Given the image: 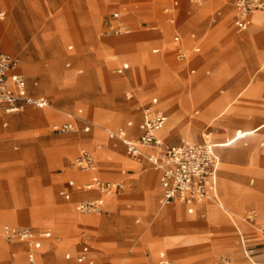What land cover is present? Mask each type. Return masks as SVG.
Instances as JSON below:
<instances>
[{"label": "rangeland", "instance_id": "1", "mask_svg": "<svg viewBox=\"0 0 264 264\" xmlns=\"http://www.w3.org/2000/svg\"><path fill=\"white\" fill-rule=\"evenodd\" d=\"M171 1L0 2V12H6L3 18L0 16V21L14 50L7 48L2 39L0 44L17 54L20 68L29 80H39L41 91L51 100L48 107H53L56 112L50 122L29 121L26 113L39 109L2 115L0 108V126L6 131V135L4 130L0 132V247H4L0 249V264H11L14 257L21 255L13 254L18 248L1 235L2 226L9 223L27 225L40 231L51 230L52 237L44 246L46 256L55 249H50L48 242H59L56 252L59 259L51 264H87L65 257L69 251L79 252L84 242L90 245L96 264H156L151 260V256H156L155 246H160L161 253L164 250L169 252L176 264H254V257L259 264H264V145L260 144L264 141V127L237 143L231 137L236 128L249 129L263 122L264 111L252 108L243 116L231 117L224 123L218 118H206L204 110L195 113L192 109L190 119L193 127H198L195 134L184 133L180 125L174 136L168 137L165 135L166 123L158 131L164 140L168 139V143H179L182 134L187 139H200L208 126L215 127V131L223 127L230 131L229 141L225 137L222 138L225 140L217 141L224 147L218 149L222 158L218 180V205L221 207L214 221H208L211 215L208 208L190 213L182 206L181 217L159 215L158 208L169 204L161 205L158 201V174L154 191L156 206L152 201L150 183L146 184L145 177L148 172L151 178L155 171L152 165L143 157L142 161H131L125 146L120 142L115 144L105 129L118 130L130 119L137 123L135 101L127 97L126 91L146 80H155L154 93L160 97V106L166 112L168 104L176 103L174 112L180 124L190 110L177 101L187 96L196 97L201 82H209L210 94L216 99L225 97L228 92H243L247 88L244 95L252 81L264 83V24L255 27L253 19L254 14L264 15V9L253 11L252 23L240 31L233 18L236 0H203L199 4L179 0L174 21L168 19L163 11ZM206 2L212 3L206 5ZM117 9L127 12L128 27L121 34L105 33L104 20ZM97 14L95 25L93 17ZM79 19L88 22L84 27L90 31L82 44ZM31 24L35 27L32 28ZM175 27L183 35L189 36L192 31L196 33L197 42L201 45L199 54H190L191 57L188 54L190 59L187 57L182 62L175 59L173 48L168 51V46H172L168 39H172ZM253 36L257 38L253 40ZM119 38L128 46H112V40ZM155 39L161 40L164 49L161 47L160 51L153 52L154 47L160 46ZM69 44H74V47L69 49ZM50 46L57 53H53ZM69 60L71 65L67 66ZM55 62L59 78L50 74ZM128 62L126 71L118 73L114 70L119 64ZM192 63H197L193 73ZM81 68L83 71L79 72ZM206 69L210 72L207 73ZM263 89H258V92ZM260 97L264 100V92ZM258 102L249 104L258 106ZM233 107L234 104L228 111ZM80 108L82 112L78 111ZM78 114L88 120L76 117L75 130H53L54 123L73 119ZM6 120L9 122L4 127ZM87 127L91 130L85 131ZM232 147L236 151L251 148L253 155L228 161L225 154L234 151ZM81 148H87L96 155L99 173L104 178L118 179L122 169L134 168L126 174L131 178L125 187L109 200L106 196L111 206L101 213H85L76 208L80 200L100 195L97 190L85 189L87 174L74 163V157ZM69 170L76 172L80 179L67 183L48 180L51 175L57 176ZM229 184L256 195L248 199L238 197L235 201L227 199L225 186ZM61 189L66 192L61 194ZM146 190L150 194L144 201L151 209H145L138 201ZM211 201L210 197L204 199L205 203ZM55 205H65L72 212L59 214L53 210ZM247 209L254 210L253 221L246 218ZM72 213L87 217L93 223L79 224L69 220ZM16 219L24 222H16ZM197 221L202 224L197 225ZM252 224H255L253 234L248 237L245 226ZM251 249L255 254L250 256ZM38 260L43 264L44 261L50 263L52 258L38 256Z\"/></svg>", "mask_w": 264, "mask_h": 264}, {"label": "built area", "instance_id": "2", "mask_svg": "<svg viewBox=\"0 0 264 264\" xmlns=\"http://www.w3.org/2000/svg\"><path fill=\"white\" fill-rule=\"evenodd\" d=\"M203 0H191L201 3ZM238 14L235 18L237 27L246 29L250 23V14L258 9H264V0H236ZM168 8L167 10H169ZM115 17L119 16L116 12ZM126 30V25L120 21L110 24L106 33H121ZM179 40V36H175ZM187 52L179 48L178 59H184ZM123 71V68H117ZM130 95V93H127ZM0 104H6L8 111H21L28 106L45 107L49 99L45 96H35L27 92V80L20 69V58L2 48L0 44ZM165 116L161 110L151 105L145 107V119L141 122V133L136 138L127 136L124 128L111 130V137H120L127 145L130 155L138 157L144 154V148H155V151L145 155L149 162L160 170V183L162 204H170L176 200L192 204L196 200H203L215 194L217 188V174L220 164L219 156L215 151V143L211 140L210 132L198 142H184L179 145H166L158 135L162 128ZM75 128L72 122L54 125V130L64 132ZM75 164L81 170H93L97 167L93 152L81 148L75 157ZM124 186L122 181L106 180L94 175L86 184L88 189L97 188L105 194L116 193ZM103 198H89L79 201L77 207L85 213H100ZM193 211L192 206L189 207ZM249 221L255 219V212L250 209L246 212ZM1 235L6 241L21 240L27 242L29 248L26 260L20 264H38V251L43 247L44 239L50 238L49 229L36 231L28 226L6 224L1 229ZM81 252L76 256L77 261L94 263L90 256V245L82 243ZM66 258L73 257L71 252L66 253ZM123 264V263H120ZM158 264H175L170 258H160Z\"/></svg>", "mask_w": 264, "mask_h": 264}, {"label": "crops", "instance_id": "3", "mask_svg": "<svg viewBox=\"0 0 264 264\" xmlns=\"http://www.w3.org/2000/svg\"><path fill=\"white\" fill-rule=\"evenodd\" d=\"M98 1V3L99 2H101L102 0H97ZM103 1H105V0H103ZM0 2H2V0H0ZM190 2H191V0H190ZM209 3H212V2H206V5L207 4H209ZM205 5V6H206ZM235 13H234V16H233V18H234V24H235V26H236V28L238 29V30H240V31H242L241 29H239L238 27H237V25H236V23H235V18H236V16H237V14H238V8H237V5H236V1H235ZM179 6H180V4H179V0H173V1H171L170 3H168V4H166L165 6H164V8H163V11H164V13L167 15V18L168 19H170L171 21H174L175 20V15H176V10L179 8ZM96 8V7H95ZM168 8H170L169 10H167ZM199 9H203V8H200V7H198ZM97 9V8H96ZM258 10H262V9H258ZM189 11H190V9H189ZM116 12H118L119 13V16L118 17H115V13ZM5 11H1L0 12V16L3 18L4 16H5ZM253 13V12H252ZM252 13L250 14V19H251V23H252ZM126 14H127V12H124L123 10H121V9H117V10H114L113 12H111L110 14H109V16H107L106 18H105V20H104V29H103V31L106 33V30L109 28V26H110V24H115V23H118V22H120V21H122L125 25H126V29H127V27H128V23H127V20H126ZM99 14H97V15H94V17H93V20H94V23H95V25L97 24V20H98V16ZM80 20V19H79ZM250 23V24H251ZM80 24H81V30H82V42H81V44L83 43V41H84V39H85V37H86V35L88 34L87 32L89 31V29H85V27L84 26H86V25H88V22H82V20H80ZM31 26H33L32 24H31ZM250 26V25H249ZM248 26V27H249ZM9 27H10V21H9ZM35 26H33L32 28H34ZM247 27V28H248ZM154 28H156V26L154 27ZM246 28V29H247ZM175 29H176V31H175V33H174V35L172 36V39H168V38H166V35H165V38L166 39H168V41H170V44H172V46L170 47V48H173V52H174V57H175V59L178 61V62H182V61H184V60H186L187 59V57H188V53L189 54H199V52L201 51V45L197 42V38H196V33L194 32V31H192L191 33H190V35L189 36H187V35H183L182 34V32L177 28V27H175ZM243 30H245V29H243ZM90 32V31H89ZM125 32V31H124ZM159 32L161 33V34H165L164 33V31H161V30H159ZM121 33H123V32H121ZM120 33V34H121ZM55 34V32L52 34V37L50 38V39H52L53 38V35ZM175 36H179V40H176L175 39ZM154 39V38H153ZM156 40V39H155ZM156 42L157 43H160L159 45V47H154L153 48V52H158V51H160L161 50V47H162V49H164V45L162 46L161 44V40L160 39H158V40H156ZM2 46V45H1ZM51 47V46H50ZM68 47H69V49H72L73 47H74V44H69L68 45ZM2 48H3V46H2ZM6 47H4L3 49L4 50H6V51H9V52H11V53H13V54H16L15 52H12V51H10V50H8L7 48L5 49ZM179 48H183L186 52H187V56L184 58V59H178L177 58V52H178V49ZM51 49H52V52L53 53H57V50L56 49H54L53 47H51ZM170 50V49H169ZM168 50V51H169ZM165 51V50H164ZM17 55V54H16ZM55 56H56V54H55ZM53 60V59H52ZM51 60V61H52ZM197 63H192V68H191V71H192V73L193 72H195L196 71V67H195V65H196ZM66 65L67 66H70L71 65V60H69V61H67L66 62ZM117 68H123V71H118L117 70ZM129 68V62L128 63H123V64H119L118 66H116L115 68H114V70L116 71V72H118V73H122V72H124V71H126L127 69ZM21 69V68H20ZM22 71H23V69H21ZM83 71V69L81 68V69H79V72H82ZM206 72L207 73H209L210 72V69H206ZM24 74H25V72H24ZM25 76H26V74H25ZM26 80H27V92L29 93V94H31V95H35V96H45V97H47L48 99H49V105H47V106H45V107H48V106H50L51 105V100H50V98L46 95V94H44L41 90V86H40V83H39V80L38 79H33V80H29L28 78H27V76H26ZM187 83V82H186ZM252 84V86L250 87V86H248L249 87V90L243 95V92L247 89V88H245L244 90H243V92H242V98H241V100L239 101V102H241V101H245L246 103L245 104H249V103H252V101H259L258 102V106H250V104L247 106V105H240L239 104V102L238 103H235L234 104V107H233V109L231 110L232 112H231V114H229V116H227V117H223V118H221V121H223L224 123L226 122V121H228L232 116L233 117H237L238 115H239V117H240V115L242 116V115H244L245 113H246V111H249V110H251L252 108H258V109H260V110H262V111H264V100L263 99H261V97H260V95L264 92V89L261 91V92H258V88L260 89V88H263L264 87V83L263 82H261V81H252L251 83H250V85ZM155 80H146V81H144V82H142L141 84H138V85H136V86H133L132 85V87L130 88V89H128L127 91H126V95H127V97L128 98H130V99H132V100H134L135 101V103H134V106H135V108H136V110H137V113H136V118H137V123L136 122H134L135 120L134 119H130V120H128L127 122H126V125L124 126V127H122V128H124L125 129V131H126V134H127V136H129V137H131V138H136L137 136H139V134L141 133V127H140V124H141V122H143V120L145 119V107L146 106H148V105H151V106H153L154 108H156V109H158V110H161L162 112H163V114H164V116H165V120H164V123H163V125H162V127L164 126V124L168 121V119H169V115H168V113L166 112V110L163 108V107H161L160 106V97L156 94V93H154V90H155ZM256 87V88H255ZM130 93V95H128L127 93ZM231 95H232V92H228V94H227V96H225L224 98H222V99H224V101H228L229 99H230V97H231ZM250 100H252V101H250ZM237 104V105H236ZM45 107H36V106H28V107H26L24 110H21V111H8L7 110V106H6V104H0V108L2 109V115H3V113H6V114H14V113H19V112H25V111H29V110H31V109H33V108H36V109H41V108H45ZM235 110H237V111H235ZM243 110V111H242ZM27 111V112H28ZM79 112H82V108H80L79 110H78ZM197 113H200V112H197ZM236 114V115H235ZM54 116H51V117H49V119H48V121L50 122V120H51V118H53ZM76 117H78V118H82L79 114L78 115H76V116H74L73 117V119H69V120H67V121H64V122H62V123H66V122H72L73 124H74V126H75V128L73 129V130H75L76 129V127H77V123H78V121H77V119L78 118H76ZM82 119H84V120H88V119H85V118H82ZM26 120V119H25ZM264 120V119H263ZM220 121V122H221ZM262 121V120H261ZM8 120H6V121H4L3 122V126L4 127H6L7 125H8ZM62 123H59V122H57V123H54V125H56V124H62ZM54 125H53V130H54ZM254 126V125H253ZM2 130H4L2 127H0ZM88 128V127H87ZM84 128V130L85 131H89V130H91V128ZM249 128H251V127H249ZM1 129H0V131H1ZM106 130H107V132H108V137L110 138V139H113L114 141H115V144H117V142H120V143H122L124 146H125V150H126V154H127V156L130 158V160L131 161H142V157L143 158H145L146 160H148L147 159V157H146V153L147 152H151V151H155L156 149L155 148H144V154H142V155H140V156H138V157H134V156H132V155H130L129 153H128V151H127V145H126V143L120 138V137H118V136H116V137H111L110 135H109V132L111 131V130H114V129H111L110 127H106L105 128ZM237 129H242L243 130V132H242V134L240 135V136H237V134L236 135H234L235 134V131L237 130ZM245 129H247V128H241V127H239V128H236L235 129V131L233 132V134H231V137H232V141H236V143L238 142V141H240V140H245L248 136H252V135H254V134H257V133H253V134H250L249 132H247V131H245ZM216 130V128L215 127H207V128H205L204 129V133H203V135H202V137L200 138V139H197V137H195V140L194 141H187V140H193V139H186V137H183V134H182V139H181V141L179 142V143H168V139L167 140H164V138L160 135V133L158 132V135H159V137L162 139V141L166 144V145H179V144H182V143H184V142H198V141H201L203 138H204V135H205V133L206 132H210V137H211V140L215 143V151H216V153H217V155L219 156V159H220V164H219V167H218V174H217V188H216V192H215V194L214 195H216V194H218V180H219V171H220V168H221V163H222V158H221V155H220V153L218 152V149L219 148H221V146L222 147H224V145H219L218 144V140L220 141V140H225L226 139V141H229L227 138H228V136H230V134H229V132L230 131H228V129L226 128V127H223V129L222 130H217V131H215ZM55 131V130H54ZM114 131H116V130H114ZM4 132H5V135H6V131L4 130ZM180 132V131H179ZM174 136V135H173ZM172 136V137H173ZM1 137V136H0ZM223 137H225V139H222ZM221 138V139H220ZM247 143V142H246ZM261 145H264V141H261V143H260ZM99 146H101V145H99ZM248 150L249 149H251V148H247ZM79 152V151H78ZM77 152V153H78ZM77 155V154H76ZM94 156H95V158H96V155L94 154ZM76 157V156H75ZM75 157H74V163H75ZM133 159H138L139 157V159L138 160H133ZM225 157H226V159L228 160V161H230V160H235V158H238V157H227V155L225 154ZM96 162H97V167L95 168V169H93V170H81V169H79V170H81L82 172H86L87 173V180H86V182H85V184L94 176V175H98V176H100L101 178H103V179H106V180H118V181H122L123 183H124V186L122 187V188H120L116 193H118L121 189H123L124 187H125V184H126V182L129 180V178H131V177H127L126 176V174H128L129 173V171L130 170H132V169H134V168H124V169H122L121 170V177L120 178H118V179H108V178H104L103 176H101V174L99 173V170H98V160H97V158H96ZM148 162H149V160H148ZM150 163V162H149ZM151 164V163H150ZM152 165V164H151ZM152 167H153V169L155 170L153 173H154V179L153 180H150V178H149V174H148V172L146 173V175H145V177H146V184L147 183H153V184H158V183H156V174H158V182H159V184H158V186H159V188H158V191H157V193H158V201H159V203H161V201H160V198H161V196H162V188H161V183H160V170L159 169H157L156 167H154L153 165H152ZM156 168V169H155ZM151 172V171H150ZM263 172V171H262ZM78 179H80L79 178V175L76 173V172H74V171H72V170H69V171H67V172H65V173H61V174H59V175H57V176H52L51 175V179H48V180H51V181H56V183H62V182H65V183H67V182H70V181H76V180H78ZM262 184H264V182L262 183ZM85 189L86 190H97V191H99L100 192V195L99 196H96V197H90V198H103V200H104V203H103V206H102V211H106V207L107 206H111V205H109L108 204V200L109 199H111V196H108V195H111V194H116V193H111V194H105V193H103L101 190H99V189H97V188H92V189H88V188H86L85 187ZM66 192V190L65 189H61L60 190V193L61 194H64ZM149 191L148 190H146V192H145V194L140 198V199H138V201H139V203L140 204H142L143 206H144V208L145 209H151V208H149V206L148 205H146L147 203H145V201L144 200H146L147 198H148V196H149ZM106 196H108V200L106 199ZM71 197V195L70 196H68V198H70ZM87 199H89V198H87ZM81 201V200H80ZM176 202H178V204H180L181 206H185L186 208H187V210L190 212V213H193V212H195V211H197V210H199V209H204V208H208V210H209V212L210 211H212L213 212V214L212 215H209V218H208V221H214V220H216L217 218H218V215H219V213H220V205H218V204H214L213 202H208V203H205L204 201H202V200H196V201H194L192 204H187V203H185V202H181V201H178V200H176V201H174V202H172V203H170L169 205H173V204H175ZM199 202V203H198ZM79 203V202H78ZM77 203V204H78ZM229 204H231L230 202H228ZM161 205H164V204H162L161 203ZM53 206V205H52ZM190 206H192L193 208H194V210L193 211H190L189 210V207ZM76 208L78 209V207H77V205H76ZM54 211H56L57 213H59V214H65V215H67L68 213H70V212H72V210L71 209H69V208H67L65 205L64 206H60V205H55L54 206V209H53ZM79 210V209H78ZM248 210H250V209H247V211ZM101 213V212H100ZM70 215H75L74 213H72V214H70ZM169 216V215H168ZM139 220V219H138ZM10 225H18V224H11V223H9ZM200 224H202L201 222H199V221H197V225H200ZM6 225V224H5ZM4 226V225H3ZM2 226V227H3ZM20 226H27V225H20ZM28 227H30V226H28ZM31 228H33V227H31ZM2 229V228H1ZM34 230H36V231H40L39 229H35V228H33ZM46 230V229H45ZM249 232L251 231V233L250 234H248V237H250L252 234H253V228L252 227H250L249 229ZM52 232V231H51ZM164 234V233H163ZM163 236H165V235H163ZM52 237V236H51ZM50 237V238H51ZM50 238H47V239H44V243H43V247L41 248V249H39V251H38V256L39 257H42V256H44V257H50V258H52V261L50 262V263H48L47 262V264H51L52 262H54V261H57L58 259H59V254L57 255V249L59 248L58 247V240H53L54 241V244L53 243H51V242H48V244H49V248L51 249V247L52 248H55L54 249V252L51 254V255H48V256H46V252H47V249H44V246H45V243H47V240H49ZM241 238H242V236H241ZM7 242H9V243H13V244H15V246H16V248H18V249H16L14 252H13V254H17V253H21V255H18V256H16V257H14V259L12 260V262H11V264H20L21 262H23V261H25L26 260V257H27V252H28V248H29V246H28V244H27V242H25V241H21V240H15V241H7ZM48 248V249H49ZM81 248H82V246H81ZM0 249H4V247H0ZM70 252V251H69ZM81 252V249H80V251L79 252H77L76 254H74V253H72L73 254V257L72 258H70L69 260H73V259H75L76 261H77V259H76V256L79 254ZM249 254H250V256L251 255H253V254H255V251H253L252 249L250 250V252H249ZM66 255V254H65ZM90 256L94 259V263H92V264H96V260H95V257L93 256V254L91 253V250H90ZM255 256V255H254ZM66 257V256H65ZM38 258V257H37ZM160 258H170V259H172L173 261H174V263H175V260H174V258L171 256V254L169 253V252H167L166 250H164L163 251V253H157L156 254V256L155 257H152L151 256V260H152V263L153 262H156V264H158V261H159V259ZM253 258V257H252ZM66 259H68V258H66ZM77 262H79V261H77ZM79 263H87V264H91V263H89L88 261H85V262H79ZM253 263L254 264H259L260 262L258 261V260H255V257L253 258ZM38 264H40L39 263V260H38ZM176 264V263H175Z\"/></svg>", "mask_w": 264, "mask_h": 264}, {"label": "bare ground", "instance_id": "4", "mask_svg": "<svg viewBox=\"0 0 264 264\" xmlns=\"http://www.w3.org/2000/svg\"><path fill=\"white\" fill-rule=\"evenodd\" d=\"M253 19H254V26L255 27L258 26V25H260V24H264V15L254 14L253 15ZM2 32H4V30H3V24L0 21V39H2L3 43L6 45L7 48H9L10 50H14V48L12 47V45L7 41L6 32H4V33H2ZM256 38H257V36L256 37L255 36L252 37L253 40L256 39ZM112 42H111L112 43V46H116V47L128 46V43H126L121 38L112 40ZM170 47L171 46H168V50L170 49ZM191 56L192 55H190V57ZM190 57H188V59H190ZM56 63L57 62H55L54 65H53V67H51L50 74L54 78H59V76H58L59 72H58L57 64ZM30 68L31 69H34L35 71L37 70L33 66H31ZM42 86H45V84H43ZM209 87H210L209 82H201L198 85V87H197V90H198L197 96L194 93L196 97L190 98L189 96H187L186 98L179 99L177 101V103L179 105L181 104L185 108L188 107L189 110H190L189 113H188V115L186 116L185 120L181 124H180V121L178 120V116L175 115V112H174V110H175L174 105L176 106V103H173V104L170 103V105L168 104V107H167L168 108V111H167V113L169 115V119L166 122V131H165L166 133H165V135H167L168 137L174 135L175 132L177 131V129H179L180 125L182 126L181 128H182V131L184 133H186V134H195L197 132V128L198 127L197 128L196 127H193L194 126L193 120L190 119V115L192 113V109L194 110L195 113L201 112V110H204V114L203 115L206 118H212L213 117V119H217L218 118V119L221 120V118L227 117V116H229V114H231L232 111L231 110L228 111L229 107L231 105L237 103L239 100H241L240 98H241L242 92H236V93L232 92V95H231V97H230V99L228 101H224V99H222V98H219V99L212 98V95L210 94V91H209ZM193 89H195V88H193ZM185 95H188V94H185ZM185 95H184V97H185ZM239 104H241V103H239ZM192 105L194 107H192ZM52 108L53 107H45L43 109H39V110H36V111H30V112L26 113L25 117L29 121H38V120L39 121H48L49 117L54 116L55 110L52 109ZM235 111H237V110H235ZM262 127H264V121L263 122H259V123L255 124V126L247 129V132L254 133L255 131L261 129ZM0 132L2 133L3 130L1 129ZM242 132H243L242 129L241 130L240 129H237L235 131V134L234 135L237 134V136H240L242 134ZM187 141H194V139L193 140H187ZM232 149H233V147H232ZM235 149H237V148H235ZM242 149H243V151H236V150L233 149L234 151L227 152L226 155H227V157H234V158L235 157H239V156H241V157L246 156V157H249L250 158L253 155V151L251 152L252 149H249V150L248 149H244V148H242ZM138 159H133V160H138ZM150 176H151L150 180H153L154 179V173H151ZM150 186H151V189L150 190L152 191V201L156 205L155 197H154V195H155V192L154 191L156 189L157 184H153V183L151 184L150 183ZM255 195H256V193L251 192V191H247V190H245V189H243V188H241V187H239L238 185H235V184H229V185L225 186V195L224 196H226L227 199H231L233 201H235L236 199H238V197H244L245 199H248V198L253 197ZM108 196L113 197L114 195L111 194V195H108ZM210 198L212 200L211 202H213L214 204H218L220 202L219 199H218L219 198V194L212 195V196H210ZM202 201H204V199ZM181 210H182V206L180 204H178V202H177V203H175L173 205H169V206H166V207H163V208H158V212H159L158 214L161 215V216L162 215H164V216L165 215H172V216H176V217H181L182 216ZM210 214L212 215L213 212L210 211ZM93 218H94V216H93ZM69 220L76 221L79 224H92L93 223L92 222L93 220H90L87 217H84V216H82L80 214L69 215ZM15 221L16 222L17 221L18 222H24V221H22L20 219H16ZM251 223H254V222H251ZM253 225H255V224L246 225L245 226L248 234L251 233V231L249 232L248 229L250 227L253 228ZM154 252H155V254H157V253L160 254L161 253L160 246H155L154 247ZM42 263L43 264H46L47 262L45 263V261H44Z\"/></svg>", "mask_w": 264, "mask_h": 264}]
</instances>
